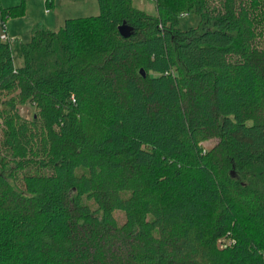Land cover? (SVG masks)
I'll use <instances>...</instances> for the list:
<instances>
[{"label": "trees", "instance_id": "16d2710c", "mask_svg": "<svg viewBox=\"0 0 264 264\" xmlns=\"http://www.w3.org/2000/svg\"><path fill=\"white\" fill-rule=\"evenodd\" d=\"M152 1L0 41V264H264V0Z\"/></svg>", "mask_w": 264, "mask_h": 264}, {"label": "rangeland", "instance_id": "374dc122", "mask_svg": "<svg viewBox=\"0 0 264 264\" xmlns=\"http://www.w3.org/2000/svg\"><path fill=\"white\" fill-rule=\"evenodd\" d=\"M45 0H0V22L4 23L6 29V38L11 45V55L13 56V64L19 66L22 63L20 56H18L19 45L21 42H27L29 34L33 26L38 23L39 26L47 30L58 32L63 26L64 19H73L76 17H90V15H98L97 0H53L51 5H46ZM24 6L20 9V6ZM17 13L22 11V14L8 18H4L2 10L7 7H15ZM131 6L137 10L151 15H156V9L152 0H132ZM48 17L47 19L44 18ZM179 25L182 29L188 28L190 25L196 26L198 24V17L191 12L184 18L179 19ZM0 35H2V28L0 27ZM1 41V40H0ZM21 117L31 118L33 109L27 104H23L19 108ZM212 143L209 141L205 144Z\"/></svg>", "mask_w": 264, "mask_h": 264}, {"label": "water", "instance_id": "95a60500", "mask_svg": "<svg viewBox=\"0 0 264 264\" xmlns=\"http://www.w3.org/2000/svg\"><path fill=\"white\" fill-rule=\"evenodd\" d=\"M129 31H131V28H129L128 26L123 24V22L118 27V34H120L123 38H126L129 36ZM141 72H140V74H141Z\"/></svg>", "mask_w": 264, "mask_h": 264}, {"label": "built area", "instance_id": "2783aa9c", "mask_svg": "<svg viewBox=\"0 0 264 264\" xmlns=\"http://www.w3.org/2000/svg\"><path fill=\"white\" fill-rule=\"evenodd\" d=\"M0 27L2 28V35H0V40L2 42H7V38H6V29L4 28L3 23H0Z\"/></svg>", "mask_w": 264, "mask_h": 264}, {"label": "crops", "instance_id": "0c3cea01", "mask_svg": "<svg viewBox=\"0 0 264 264\" xmlns=\"http://www.w3.org/2000/svg\"><path fill=\"white\" fill-rule=\"evenodd\" d=\"M44 18L47 19L48 17H45V15H44ZM3 25H4V23H3ZM4 27H5V26H4ZM6 32H7V31H6ZM6 34H7V33H6Z\"/></svg>", "mask_w": 264, "mask_h": 264}]
</instances>
